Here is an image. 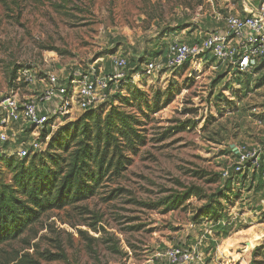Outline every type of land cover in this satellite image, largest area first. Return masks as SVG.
Listing matches in <instances>:
<instances>
[{"label":"rangeland","instance_id":"374dc122","mask_svg":"<svg viewBox=\"0 0 264 264\" xmlns=\"http://www.w3.org/2000/svg\"><path fill=\"white\" fill-rule=\"evenodd\" d=\"M239 6L240 0H0V94L20 65L102 73L114 57L160 62L169 43L192 27H218ZM164 30L177 37L166 39ZM257 67L238 72L209 54L197 56L142 78L97 111L55 121L52 133L64 125L92 132L107 125L129 163L91 198L44 213L2 244L0 264H157L156 253L172 245L195 247L209 264H264V178L231 182L222 175L233 162L230 145L264 139V65ZM128 126L142 141L127 143ZM48 146L35 153H50ZM0 173L10 182L7 170Z\"/></svg>","mask_w":264,"mask_h":264},{"label":"built area","instance_id":"2783aa9c","mask_svg":"<svg viewBox=\"0 0 264 264\" xmlns=\"http://www.w3.org/2000/svg\"><path fill=\"white\" fill-rule=\"evenodd\" d=\"M261 7L264 12V0ZM221 20V27L206 31L193 42L169 43L162 61L148 60L142 69L131 74L127 60L121 56L112 58L113 70L108 74L98 73L92 66L62 73L32 64L17 66L9 89L0 94V163L10 157L24 159L41 150L50 136L42 137L44 130H52L55 121L72 118L76 111L105 104L118 92L116 86L120 81L138 85L142 78L179 68L205 54L239 72L264 65L262 15L250 13L239 17L226 13ZM230 147L233 162L222 172L223 176L244 175L251 180L257 174L264 178V142H240ZM155 260L157 264H206L195 247L181 245L157 252Z\"/></svg>","mask_w":264,"mask_h":264},{"label":"trees","instance_id":"16d2710c","mask_svg":"<svg viewBox=\"0 0 264 264\" xmlns=\"http://www.w3.org/2000/svg\"><path fill=\"white\" fill-rule=\"evenodd\" d=\"M145 62L144 59L132 60L130 64L127 62L128 68L132 66L129 74L142 69ZM135 87L136 84L120 81L116 86L118 92L112 94L109 100ZM85 111L93 112L97 108ZM128 127L127 134H123L127 143L132 144L133 139L142 141L135 128ZM47 134L50 135V153H33L20 161L13 160L15 157L5 158L0 163V168L11 175L8 183L4 182V178L0 180V246L17 239L44 213L91 198L104 182L112 176H119L129 163L121 152L117 134L112 133L107 125L96 127L94 132L86 126L80 129L74 125L71 129L69 125H64L53 133L47 128L41 136ZM241 176L244 178V175ZM238 177L230 176L227 180L232 182Z\"/></svg>","mask_w":264,"mask_h":264},{"label":"crops","instance_id":"0c3cea01","mask_svg":"<svg viewBox=\"0 0 264 264\" xmlns=\"http://www.w3.org/2000/svg\"><path fill=\"white\" fill-rule=\"evenodd\" d=\"M262 2H263V0H240V6L237 9H235V11L233 13L231 12V14H234V15L239 16V17H244L250 13H253V14L262 15V17L264 18V12H263L262 7H261ZM228 13H230V12H228ZM177 25H178V22H176L174 24V26H177ZM221 26H222V22L216 28H219ZM181 29H182V31H189L190 27H184ZM191 29H192V32L190 31L184 39L181 38L183 40H179V41L193 42V41L198 39V35L205 33L207 30H209L208 28H204V27L202 28L201 26H197L194 28L192 27ZM176 34H178V33H176V31L172 32L170 30H168V31L164 30L163 35L168 36V38H166V39H173L174 37H177ZM102 68H103L102 70H103L104 74H108L113 70V65L108 64V65L103 66ZM263 142H264V139L262 140L261 143H263ZM204 260H205L206 264H209V263H207L206 258Z\"/></svg>","mask_w":264,"mask_h":264},{"label":"water","instance_id":"95a60500","mask_svg":"<svg viewBox=\"0 0 264 264\" xmlns=\"http://www.w3.org/2000/svg\"><path fill=\"white\" fill-rule=\"evenodd\" d=\"M234 71H236L235 69H234ZM233 148V147H232Z\"/></svg>","mask_w":264,"mask_h":264}]
</instances>
